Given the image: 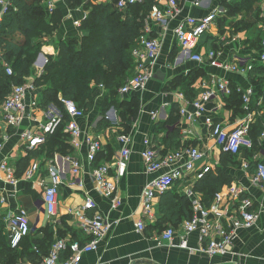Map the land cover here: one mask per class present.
<instances>
[{"label":"crops","instance_id":"0c3cea01","mask_svg":"<svg viewBox=\"0 0 264 264\" xmlns=\"http://www.w3.org/2000/svg\"><path fill=\"white\" fill-rule=\"evenodd\" d=\"M177 1L179 13L167 17L164 23L151 17L152 9L144 16L140 13L139 16L134 17L135 21L141 22L142 19V33L150 27L151 36L161 42V53L157 62L154 65L147 62V67L154 75H165L163 81L153 78L144 92L125 96L119 93L123 98L120 99L121 101L136 99L139 109L137 118L130 121L122 119L121 112L125 110V103L122 104L121 109L120 105H110L104 112V101L108 91L102 84L96 85L93 90V109L78 119L83 131L80 147H72L73 151L66 155L56 153L50 160H46L45 155L31 158L30 164L35 161L41 164L42 178L46 180H49L45 171L49 162L58 164L63 172L57 216L53 217L47 213L41 200L43 188L37 181H28L24 178L23 167L18 173L21 161L28 155L21 141V133L28 130L36 134L41 133L49 110L57 107L52 104L45 109L39 105L41 88L35 85V78L43 73L49 56H57L60 40L75 37L80 41L85 35V31L81 30L82 22L88 19L92 9L85 4L110 5L112 10H117V0H85L84 4L73 9L67 5L66 0H48L47 8L49 3H54L55 10L62 13V23L58 30L45 39L42 50L34 61L33 75L26 83L34 84L35 88L27 93V110L22 115L19 127L10 126L3 121L0 105V165L2 162H7L14 166L20 178L16 187L0 178V194L6 195L8 201L0 206V229L3 227L8 237L10 233L5 223L6 212L23 206L29 211V222L32 225L37 224V227L41 228L49 223L54 224L55 240L86 239L71 211L83 203L88 193L98 205L96 210L90 212L107 218L112 226L100 240L98 250L86 254L82 264H264V184H255L253 181L255 163L264 162V140L258 138L257 149L251 153L244 150L240 156H229L215 142L203 121L190 123L181 115V109L185 106L181 94L187 99H195L200 95L203 79L209 78L210 75L229 80L232 89L254 84V81H259L261 86L264 84V64L258 59V52L264 41L262 0H206L201 6H195L192 0ZM157 2L155 5L163 9L167 7V0H157ZM129 9L118 10L122 19L130 15L133 17ZM213 11L218 12L216 22L200 39L195 51L206 54L210 49L222 50L220 60L233 62L235 52L241 50L251 57L254 64L253 71L251 70L248 75L231 73L208 63H197L192 60L191 51L182 50L178 45L174 31L183 20L188 17L202 18ZM76 20L81 21L80 27L74 24ZM132 60L135 64L134 57ZM191 78L194 85L188 86L187 80ZM61 98L63 97L60 95ZM187 109L193 111V107ZM217 116L229 128L235 126L243 117L236 113L229 103L223 104ZM188 128L191 129V133L184 135L182 132ZM124 133L132 138L130 145L132 155L127 173L116 189L121 205L113 209L111 201L96 191L92 169L99 163L115 162L123 148L119 136ZM89 136L100 138L104 147L98 163L94 165L87 160ZM146 138L152 139L160 154L181 150L186 146H197L205 151L206 156L197 163V170L177 181L169 189L180 198L186 199L189 210L191 208L193 210L190 203L194 199L201 200L206 205L215 201V195L210 193L212 183L207 181L209 178L207 173L214 172L213 176L218 178L220 188L216 194L231 185L244 188L245 196L252 201L250 210L258 212L259 219L249 229L240 228L234 231L233 245L229 253L210 256L204 252L202 248L206 246V240H202L197 233L184 234L182 225L189 219L185 215L181 217L179 224L168 223L157 226V222L162 217L160 208L162 194H159L154 202V219L147 218L142 205L143 190L152 179L167 169L154 173L147 172L142 157V152L146 149L144 142ZM74 159L82 163L83 187L73 185L71 168ZM244 161L250 162L248 169L243 167ZM205 168L208 170L203 178L199 179L197 171ZM0 173L4 176V171L1 169ZM227 202L229 200L225 201ZM239 204L238 200L228 203L229 217L239 214ZM229 217L223 219L227 231L231 230ZM140 221L146 225L144 230H140L137 226ZM168 227H174L177 234L173 241H162L161 235ZM39 236L43 237L44 233L40 232ZM183 236L188 241L187 247L181 245Z\"/></svg>","mask_w":264,"mask_h":264},{"label":"built area","instance_id":"2783aa9c","mask_svg":"<svg viewBox=\"0 0 264 264\" xmlns=\"http://www.w3.org/2000/svg\"><path fill=\"white\" fill-rule=\"evenodd\" d=\"M144 0H117L116 8L119 11H127L131 6L142 3ZM206 0H192L195 6H201ZM232 1V0H228ZM167 7L163 9L158 5L152 7L151 17L164 23L167 17L176 15L180 9L177 0H167ZM11 2L8 0H0V28L4 17L9 9ZM50 12L55 10V4L49 3ZM261 11L264 15V0L261 3ZM218 12L213 11L202 18L188 17L183 20L175 29V37L178 45L182 50L191 51V58L197 63H208L210 65L221 68L231 73L248 75L254 68V64L248 54L242 53L241 50L235 52L234 61H222L220 56L222 50L210 49L206 54L195 51L199 45L200 39L216 22ZM76 26H81V21L76 20ZM264 30V25H263ZM150 27L147 28L139 37L136 48L133 50L135 59L134 72L126 82L120 87L119 93L122 96L134 93L144 92L148 83L154 78V73L147 67V62L154 65L161 53V42L159 39L152 37ZM194 51V52H193ZM258 59L264 64V41L258 52ZM1 60V58H0ZM8 75H13V69L8 62L5 63ZM102 86H104L102 84ZM35 85L32 83H24L22 85H13L11 92L1 105L3 121L13 127H19L22 122V115L27 110L26 97ZM238 92L242 94L243 108L245 114L241 117L235 126L229 128L224 122L218 118L220 108L227 103V99L233 93L230 81L225 78H216L211 76L205 78L201 84V92L198 97L193 100L185 98L181 94V98L185 106L181 109V115L190 123L203 121L208 127L212 137L219 147L228 154L240 156L244 150L254 151L255 141L251 137L250 132L253 123L263 117L264 122V84L258 89L254 84L248 86H239ZM61 102L69 116L67 124V132L70 136L72 147L79 148L83 131L78 123V119L85 115L80 110L74 100L61 98ZM211 105V107H209ZM193 107V111L187 109ZM46 122L41 128V133L36 134L33 131H24L21 133V141L27 150H32L46 142L47 135L53 133L63 120V112L54 107L49 110ZM184 135H189L191 129H184ZM259 139L264 140V129ZM119 140L123 148L113 164L99 163L97 157L104 147L102 141L98 137H88V154L87 160L92 164H96L92 169V177L97 192L105 196L111 201L112 208H119L121 200L116 195L117 185L122 178L125 177L128 164L132 155L131 141L129 134H121ZM146 149L142 152L143 161L146 170L149 173L159 172L166 168L162 174L152 179L143 190V209L149 219H154V202L159 194H162L173 187L177 182L185 178L188 174L196 171L197 163L206 156L205 151L199 147L186 146L181 150L160 154L156 149V145L150 138L145 139ZM178 162V164H176ZM176 164V165H174ZM243 167H250L249 161L242 163ZM0 169L4 171V176L0 173V178L5 179L9 184L16 187L20 178L16 174V168L7 162H2ZM208 168L197 171L199 179L203 178ZM45 171L47 177L42 178V166L39 162H33L24 178L28 181H37L39 186L43 188L42 198L43 205L47 213L53 217L57 216V207L59 201L60 187L63 183V172L58 164L49 162ZM71 172L73 175V185L77 187L84 186V178L82 173V163L79 160H72ZM255 184H264V162L257 161L255 163V172L253 176ZM244 188L236 185L229 186L226 190L220 191L215 195V201L211 205L202 203L201 200L194 199L192 201L193 214L183 223L185 235L197 233L202 240H206V246L202 248L204 252L210 256L226 255L232 249L233 233L240 228H251L259 219L258 212L250 210L252 201L245 196ZM226 200L239 201L237 216L229 217L228 203ZM7 196L0 194V206L7 203ZM98 208L95 199L86 193L83 203L73 209L71 214L75 217V221L87 237L84 240L58 238L53 243L48 255L44 256L40 261L20 262L19 264H82L86 254L98 250L99 242L104 235L110 230L111 222L102 217L98 213L90 211ZM29 211L25 207H18L13 211H7L5 223L10 233L9 244L13 249L20 246L23 238L38 228L37 224L32 225L29 222ZM229 217L231 230L227 231L223 225V219ZM140 230L145 229L143 221L137 224ZM177 231L174 227H168L161 235L162 241H173ZM182 246L187 247L188 241L185 236L182 238Z\"/></svg>","mask_w":264,"mask_h":264},{"label":"trees","instance_id":"16d2710c","mask_svg":"<svg viewBox=\"0 0 264 264\" xmlns=\"http://www.w3.org/2000/svg\"><path fill=\"white\" fill-rule=\"evenodd\" d=\"M84 1L66 0V3L73 9L84 4ZM47 2L48 0H11L12 5L0 28V105L11 92L13 85H22L33 75L34 61L44 43L42 35L51 36L61 27L62 13L57 9L50 12ZM156 3L157 0H144L142 3L134 4L129 9L133 17L130 15L126 19H122L118 10H112L110 5L85 4L86 7L92 8L88 19L82 22L81 30L85 31V35L80 41L75 37L60 40L57 56L50 55L43 73L35 78V85L41 88L39 105L45 109L52 104L56 105L63 112V120L53 133L47 135L45 143L35 149L27 150L28 155L21 161L18 173L22 167L25 169L23 174L26 173L33 156L45 155L46 160H50L56 153L66 155L73 151L66 130L69 116L60 95L74 100L78 108L87 113L94 107V87L103 84L108 91L104 101V112L110 105H120L121 109L122 104L125 103V110L121 112L122 119L130 121L137 118L139 109L136 99L121 101L119 89L133 74L132 53L142 33V19L139 22L135 21L134 17L139 16L140 13L143 16L148 14ZM31 38L37 41H31ZM6 62L12 67L13 75L7 74ZM187 82L188 86L194 85L193 78ZM254 85L258 89L261 87L259 81H254ZM232 90L233 93L227 99V103L236 113L244 115L242 94L237 88ZM263 129V117H259L253 123L250 132L255 141L254 149H257L258 138ZM103 152L104 149L98 154L96 163ZM213 173L206 175L209 177L207 181L212 183L210 193L216 195L220 185ZM161 196L162 217L157 222V226L168 223L179 224L182 216L188 218L192 216L193 210L187 208L186 199L180 198L171 190L162 193ZM190 204L192 207V203ZM40 232L44 233L43 237L39 236ZM9 240L8 234L2 227L0 264H19L27 261L36 263L49 254L55 242L54 224L49 223L45 227L37 228L35 232L25 236L16 249L10 246Z\"/></svg>","mask_w":264,"mask_h":264},{"label":"rangeland","instance_id":"374dc122","mask_svg":"<svg viewBox=\"0 0 264 264\" xmlns=\"http://www.w3.org/2000/svg\"><path fill=\"white\" fill-rule=\"evenodd\" d=\"M8 1H9V0H8ZM10 2H11V1H10ZM11 5H12V3H11ZM11 5L9 6V8L11 7ZM47 37H48V35L43 34V35H42V41L45 42V41H46L45 39H47ZM31 39H32V38H31ZM33 40H34V41H37V39H35V38H33L31 41H33ZM38 42H39V41H38ZM39 43H40V42H39ZM41 50H42V49H40V51H39L38 53H40ZM46 57H47V56H46ZM119 96H120V95H119ZM120 99H123V98L120 97Z\"/></svg>","mask_w":264,"mask_h":264},{"label":"water","instance_id":"95a60500","mask_svg":"<svg viewBox=\"0 0 264 264\" xmlns=\"http://www.w3.org/2000/svg\"><path fill=\"white\" fill-rule=\"evenodd\" d=\"M154 78L163 81V80H165V75L164 74H155Z\"/></svg>","mask_w":264,"mask_h":264}]
</instances>
